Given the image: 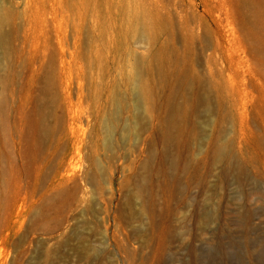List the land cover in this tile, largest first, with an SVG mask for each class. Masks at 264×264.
Returning <instances> with one entry per match:
<instances>
[{"label": "rangeland", "instance_id": "1", "mask_svg": "<svg viewBox=\"0 0 264 264\" xmlns=\"http://www.w3.org/2000/svg\"><path fill=\"white\" fill-rule=\"evenodd\" d=\"M1 248L264 264V0H0Z\"/></svg>", "mask_w": 264, "mask_h": 264}, {"label": "bare ground", "instance_id": "2", "mask_svg": "<svg viewBox=\"0 0 264 264\" xmlns=\"http://www.w3.org/2000/svg\"><path fill=\"white\" fill-rule=\"evenodd\" d=\"M207 3V2H206ZM139 20V19H138ZM132 23V22H131ZM139 25H141V30H142V32L144 33V35H145V37H141V39H140V41H142V42H144L145 43V45L146 44H148V45H150V46H152L154 43H153V37H151L150 35H149V33H148V31L150 30L149 29V22H141V24L140 23H137L136 22V24H135V28L136 27H138ZM130 27H132V26H130ZM134 27V26H133ZM128 30V29H127ZM136 30H137V28H136ZM140 30V29H139ZM133 31H135V29H133ZM140 32V31H139ZM141 33V32H140ZM131 34V33H130ZM136 35V34H135ZM164 53V52H163ZM165 54V53H164ZM160 55V54H159ZM138 56V55H137ZM134 57V56H133ZM135 57H136V55H135ZM147 57H148V55H147ZM140 57H138V60H140V59H142V58H140ZM136 60H137V57H136ZM133 61H135V59L133 60ZM132 61V62H133ZM141 61V60H140ZM140 61H138V62H140ZM135 63H136V61H135ZM139 64V63H138ZM137 63H136V65H138ZM136 65H135V67H136ZM140 65V64H139ZM142 65H144V64H142ZM133 66V65H132ZM139 67V66H138ZM133 68V67H132ZM134 69V68H133ZM138 70H139V68H138ZM144 72H145V70H143ZM139 72L137 71L136 72V69L135 70H132V72H131V75H130V82H131V84L133 85V87H134V89H135V91H136V94H137V97H139L140 99L142 98V99H144L145 100V104H146V106H145V108H146V110L147 111H145V113L146 114H148L149 112H151L153 109H154V107H155V105H156V102H155V98H154V96H153V94H151V92H150V90H149V88H148V86H147V84L146 83H144L143 84V81L141 80V78H140V76H139V74H138ZM142 76H144V75H142ZM145 77V76H144ZM143 77V78H144ZM147 77V76H146ZM145 82V81H144ZM221 82V81H220ZM221 84V83H220ZM217 86V85H216ZM217 88V87H216ZM198 101H202V102H204V100H205V98H201V97H199L198 99H197ZM139 102V101H138ZM140 103H141V101H140ZM140 103H139V105H140ZM143 103V102H142ZM119 104V103H118ZM143 108V107H142ZM144 108V109H145ZM172 108V106H171V104L169 105V109H170V111H171V113L172 114H176V113H178V112H181V109L180 108H178V107H175V110H173V109H171ZM173 123V119H172V116H171V118H169L168 119V125H171ZM111 124V123H110ZM112 127H109L108 126V129H111ZM172 136H174V135H171V133H170V131L169 130H167L166 132H165V138H166V140H168V141H171V139H172ZM174 139H175V137H174ZM173 141V140H172ZM104 147L108 150V151H110L111 149H112V144L108 141V140H106L105 142H104ZM224 147V146H223ZM226 148V147H225ZM217 149V148H216ZM224 149V148H223ZM217 151H218V153L221 151L220 149H219V147H218V149H217ZM225 154V153H224ZM218 155V154H217ZM219 156H221V155H219ZM218 157V156H217ZM226 158V157H225ZM222 160V159H221ZM223 161V160H222ZM105 166V165H104ZM101 169H102V167H101ZM103 169H104V167H103ZM107 170V169H106ZM106 170H103L102 172V175L100 176L101 177V179L100 180H93V181H95L96 182V186H97V188H100L102 185V187H104L105 185H106V187H108V189H109V182H108V180L105 178V173H106ZM73 171H74V169H73ZM71 173V172H70ZM73 174H75L74 172H73ZM72 174V175H73ZM71 176V175H70ZM68 177H69V175H68ZM94 179H95V177H93ZM95 186V185H94ZM139 190H142L141 188H139ZM95 191V190H94ZM96 193V192H95ZM102 193V192H101ZM97 194V193H96ZM98 194H100V193H98ZM18 215H21L22 217H23V214L21 213V212H19V214ZM3 255V250H2V248L0 249V256H2ZM1 258V257H0ZM1 260H2V258H1ZM4 262H5V260H3ZM4 262L2 263V264H4Z\"/></svg>", "mask_w": 264, "mask_h": 264}]
</instances>
